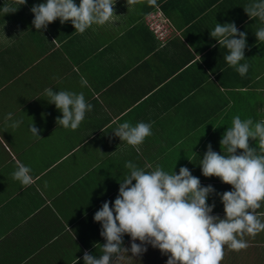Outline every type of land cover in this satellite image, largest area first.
<instances>
[{"label":"crops","instance_id":"0c3cea01","mask_svg":"<svg viewBox=\"0 0 264 264\" xmlns=\"http://www.w3.org/2000/svg\"><path fill=\"white\" fill-rule=\"evenodd\" d=\"M252 2L157 0L175 27L160 41L144 21L154 8L147 0H116L115 22L93 25L82 35L59 19L37 31L31 8L46 0H27L6 14L3 7L13 0H0V264H84L85 252L99 258L106 240L94 214L105 201L114 202L130 172L128 161L177 174L185 166L202 186L232 190L218 177L203 176L200 162L209 144L224 154L220 140L233 117L264 120V42L255 36L264 22L244 11ZM227 22L246 33L240 63L249 69L243 77L227 64L228 50L210 36L217 23ZM46 88L83 93L93 105L78 129L56 123L62 112L47 100ZM15 121L22 123L12 128ZM125 121L152 125L139 151L114 134ZM32 123L40 137L30 132ZM250 144L258 150L257 141ZM17 160L31 169L28 187L12 178ZM207 203L223 218L219 195ZM257 215L264 222V203ZM243 239L247 249L225 246L221 264H264V231ZM123 247H131L127 234ZM167 259L147 245L141 256L129 251L114 264Z\"/></svg>","mask_w":264,"mask_h":264},{"label":"clouds","instance_id":"9594fccd","mask_svg":"<svg viewBox=\"0 0 264 264\" xmlns=\"http://www.w3.org/2000/svg\"><path fill=\"white\" fill-rule=\"evenodd\" d=\"M26 2L13 0V5L3 7V13L15 12ZM141 2L127 0V5ZM115 3L116 0H80L77 5L75 0H46L31 8L32 24L41 31L57 19L61 24L70 21L82 35L93 25L102 27L114 23ZM147 3L158 6L157 0H147ZM244 11L249 18L264 22V0H253ZM210 36L228 50L227 64L245 76L249 65L240 61L245 58L246 33L239 31L234 22H227L217 23ZM255 36L264 42V27L259 28ZM81 82L87 83L83 78ZM44 95L62 112L56 123L65 129H78L86 112L93 109L83 93L54 92L46 88ZM11 116L9 113L6 119L10 120ZM20 123L22 121H15L10 126L17 128ZM29 130L33 136L40 137V130L33 123ZM114 134L139 151V145L152 135V125L138 122L133 126L125 121L114 129ZM250 140L258 142V150L251 146ZM220 146L224 154L214 151L209 144L200 166L203 176L218 177L232 186V190L223 193H216L212 185L202 186L200 179L185 166H181L177 174L164 171L159 164L154 170L146 171L128 161L125 167L130 172L119 182L114 202L105 201L94 214V220L102 225L100 235L106 240L102 245L103 254L97 258L85 252L84 264H114V258L123 260L129 251L132 257H139L147 251V245L167 255L166 264H221L225 246L236 252L247 249L248 243L243 237L254 238L264 231V222L257 215L264 203V120L254 123L251 118L233 117ZM16 165L12 178L24 187L30 186L33 183L31 169L18 160ZM213 194L220 196L223 218L212 214L214 203H207ZM125 234L131 238L130 249L123 247Z\"/></svg>","mask_w":264,"mask_h":264},{"label":"built area","instance_id":"2783aa9c","mask_svg":"<svg viewBox=\"0 0 264 264\" xmlns=\"http://www.w3.org/2000/svg\"><path fill=\"white\" fill-rule=\"evenodd\" d=\"M149 30L160 40L165 41L175 31L174 25L170 19L164 14L160 6L150 10L144 18Z\"/></svg>","mask_w":264,"mask_h":264}]
</instances>
